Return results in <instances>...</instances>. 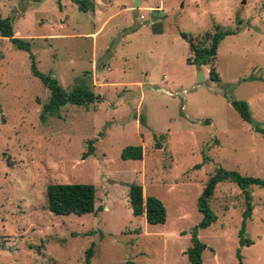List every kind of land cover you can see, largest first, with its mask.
<instances>
[{
	"label": "rangeland",
	"instance_id": "1",
	"mask_svg": "<svg viewBox=\"0 0 264 264\" xmlns=\"http://www.w3.org/2000/svg\"><path fill=\"white\" fill-rule=\"evenodd\" d=\"M139 1L81 12L69 0H0L1 18L31 44L26 53L0 37V264H189L197 199L215 170L264 180V136L231 104L245 102L264 127V0ZM226 31L212 63L219 81L208 65L197 81L180 33L208 46L206 34ZM29 55L63 90L87 85L100 100L41 121L50 94ZM128 146L141 147L140 161L120 158ZM72 183L94 187V214L48 211L46 187ZM131 184L162 203L164 224L132 215ZM247 190L250 244L239 237L244 197L222 182L209 201L217 221L196 232L202 264H264V188Z\"/></svg>",
	"mask_w": 264,
	"mask_h": 264
},
{
	"label": "trees",
	"instance_id": "2",
	"mask_svg": "<svg viewBox=\"0 0 264 264\" xmlns=\"http://www.w3.org/2000/svg\"><path fill=\"white\" fill-rule=\"evenodd\" d=\"M81 12H93L94 0H69ZM232 31L224 33L216 32L206 34L208 46H200L194 43V39L189 34L181 32V37L188 43L190 54L193 56V64L200 63L202 66L208 65L209 76L211 81L218 82L219 75L212 66L216 58L218 44L224 35L233 34ZM0 37L6 38L18 50L30 53L31 44L23 39L15 37L12 22L8 18L0 16ZM32 62L31 69L35 77L39 78L43 87L49 91V99L42 106L40 120L44 121L46 117H60L61 108L67 105L88 108L91 104L98 102L100 97L95 95L89 86L76 85L70 91L63 90L58 82L50 76L40 73L34 64L33 56L29 55ZM189 63V58L187 59ZM232 106L240 113L243 120L252 124L255 132L264 136V127L253 123L248 111V105L245 102L231 101ZM144 124L143 120H140ZM157 147L159 145L157 144ZM94 153L93 141H89L86 151L82 154L81 159L85 160ZM120 158L123 161L142 159L141 147L128 146L121 152ZM233 183L241 192L245 201V210L243 211L242 230L239 232L241 245H249L250 242L242 238L245 220L251 213V195L248 192L249 187L259 186L264 188V180L254 177L242 176L235 171H227L217 168L215 173L207 180L200 196L197 199V210L202 219L197 225L191 238V246L186 250L189 264H202V253L206 246L199 242L196 236L197 230L205 229L217 221V216L209 207V201L212 199L215 188L222 182ZM128 200L131 213L134 217L143 216L149 225L164 224L166 220V210L162 203L153 196H144L143 189L140 185L131 184L128 188ZM46 202L48 211L55 216H83L94 214L98 209L95 208V189L90 184H49L46 187ZM93 247L87 251V258L92 256ZM125 264H134L131 261Z\"/></svg>",
	"mask_w": 264,
	"mask_h": 264
},
{
	"label": "water",
	"instance_id": "3",
	"mask_svg": "<svg viewBox=\"0 0 264 264\" xmlns=\"http://www.w3.org/2000/svg\"><path fill=\"white\" fill-rule=\"evenodd\" d=\"M243 4L245 3V0L242 2ZM140 4L139 0H135V7H138ZM20 11H22V7H19ZM202 65L200 63H195V70H196V76H197V81H203L204 80V75H203V70H202Z\"/></svg>",
	"mask_w": 264,
	"mask_h": 264
},
{
	"label": "crops",
	"instance_id": "4",
	"mask_svg": "<svg viewBox=\"0 0 264 264\" xmlns=\"http://www.w3.org/2000/svg\"><path fill=\"white\" fill-rule=\"evenodd\" d=\"M16 35V34H15Z\"/></svg>",
	"mask_w": 264,
	"mask_h": 264
}]
</instances>
